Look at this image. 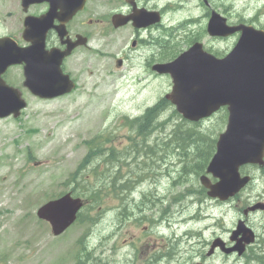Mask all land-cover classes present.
I'll return each mask as SVG.
<instances>
[{
	"label": "rangeland",
	"instance_id": "obj_1",
	"mask_svg": "<svg viewBox=\"0 0 264 264\" xmlns=\"http://www.w3.org/2000/svg\"><path fill=\"white\" fill-rule=\"evenodd\" d=\"M200 2L201 0H182V6L176 13V17H180L181 20H186L185 18L196 20L192 26L188 25V30L192 34L200 32L207 21L204 15L205 9ZM209 2L229 22L243 19L255 27L264 29V0H209ZM174 16L175 14L172 15ZM199 35L204 45L212 47L209 48L210 50L225 52L231 49L237 38V35H233L219 40L209 37L202 30ZM184 36L185 33L181 31L177 39L180 40ZM182 40L177 43L183 48L186 39ZM113 51L115 48H104L101 59L91 60L89 64L83 65V70H86L83 74H78L77 70H74L79 78L78 85L69 94L47 100L28 98L27 106L19 117L0 118V264H75V255L82 246H85L90 252L89 255L94 258L90 257V261L85 264H99L97 260L100 255L102 261H110L113 258L118 261L117 264H124L120 252L105 250L100 254L98 238L110 236V231L114 230L117 224L119 225L115 229L116 233H112L111 236L124 237L135 232L136 225L133 224L132 219L138 211L136 204L149 203L144 199L143 192L154 188L152 180L151 182L144 180L136 187L133 202L131 191H123L125 192L123 195L122 192L114 194L110 189H103L100 193L103 209L84 207L82 211L86 220L75 222L59 236H53L48 224L37 219L35 215L37 206L50 196L68 190L83 193L79 178L86 174L92 179L94 174L92 167L99 160L95 158L90 165L78 168V182L71 181L69 175L74 172L87 151L84 142L96 134L102 133L104 137L105 132H109V141L104 143V146H113L120 150L118 154L127 153V160H132L134 150L131 149L132 142L128 138L134 136V130L131 125L125 126L124 123L127 124L125 116L131 119L140 115L146 106L155 102L170 88V79L167 76L148 75L144 68L136 66L137 60L133 61L134 65L126 62L121 69H115L114 59L111 57ZM90 69L93 70V74ZM161 114L157 122H163L171 117L166 123L164 122L163 127L156 128L147 137L146 146L152 149L148 150V154L139 155L137 160L150 162L148 168L153 173L149 174L154 178H161L160 186L158 187L157 184L155 188L165 190L171 188L172 178L176 179L182 167V161H178L180 156L171 155L169 152L174 144L166 140L172 135L171 131L175 129V124L181 122L182 118L172 113L169 107ZM222 114L224 115L222 111H218L212 117L201 120L198 125L184 121L185 124L181 128L194 125L195 130L191 131V136L194 138L199 131L201 137L196 139L201 140L206 137L207 139H203L204 145L201 146L205 147L208 139L212 136L216 137L224 129L225 119L224 123L220 119ZM186 133L190 134L189 131ZM181 135L185 136V131ZM186 140L187 142L184 143L176 140L181 145L180 150H184L183 156L188 154L186 149L193 143L188 137ZM141 145H143L141 142L137 143V147ZM154 148L157 149L158 154L169 156V158L166 156L165 160L173 161L171 167L164 162L154 167L155 163L159 162L150 159L151 156L154 157ZM27 152H30V157L27 156ZM191 152L189 157L193 156ZM199 155L201 158V154ZM130 163L134 168L135 164L132 161ZM116 167L117 165L109 168L113 170ZM240 170L252 176V184L247 186L248 189L263 187L260 176L262 171L257 166L243 165ZM98 171L99 176L110 177L111 171L101 169ZM166 171L171 176L158 174ZM187 172H194V169ZM186 175L189 179L188 183L193 182L196 185L194 174ZM186 185L180 184L178 187L183 190ZM102 193L105 195L103 196ZM79 195L84 196V194ZM92 201V198H86L85 205H91ZM119 208H123L121 215L118 214ZM97 219L98 221L94 223ZM230 219L231 213L227 223ZM142 223L140 221L138 226L142 227ZM132 240L136 244L144 242L139 234H135ZM102 241L106 248H110V237Z\"/></svg>",
	"mask_w": 264,
	"mask_h": 264
},
{
	"label": "flooded vegetation",
	"instance_id": "obj_2",
	"mask_svg": "<svg viewBox=\"0 0 264 264\" xmlns=\"http://www.w3.org/2000/svg\"><path fill=\"white\" fill-rule=\"evenodd\" d=\"M21 3V0H15ZM61 1L66 16L62 23L63 35L48 27L44 48H71L63 58L62 68L76 80L83 74L81 66L86 50L101 55L102 48H115V63L120 59L119 68L126 62L144 68L148 75L160 77L151 66L157 62L172 59L164 48L178 47L181 26L176 13L182 0H57ZM0 0V4H2ZM209 2V1H208ZM204 15L208 16L212 5L200 2ZM47 0H35L28 5L27 13L41 17L49 10ZM3 5H0V9ZM59 13V12H58ZM172 17V15H174ZM6 15H9L7 13ZM60 15V13H59ZM143 16L158 18L144 26H135ZM117 17V18H116ZM123 24H115L124 18ZM135 19L136 21H133ZM187 19V18H185ZM53 22L56 23L55 19ZM235 23V22H230ZM168 37V38H167ZM194 36L193 41L198 40ZM215 39L223 40L219 37ZM191 41V42H193ZM23 43V41H22ZM205 46V45H204ZM99 48V49H94ZM126 48V49H125ZM205 48H212L207 47ZM92 55V56H95ZM89 59V58H88ZM21 65H14L5 73L8 83L20 88L22 82ZM158 167L161 162H156ZM161 174V172H158ZM264 176V172L261 173ZM261 176V175H260ZM161 178L151 177L154 188L143 192L144 202L137 203L136 215L132 222L137 233L130 236L110 237L111 246L106 248L103 238H99V253L105 250L123 255L124 264H264V178L261 189H244L239 194L224 201L208 197L206 190L193 187L189 189H165L159 192ZM144 180V179H143ZM143 180L141 182H143ZM174 184V180L172 179ZM150 182H147L150 183ZM159 193H158V192ZM140 197V196H139ZM137 198V200L139 199ZM132 197L131 201H135ZM259 204L257 207L253 206ZM231 219L227 223L228 216ZM142 220V227L138 224ZM242 221L251 230L234 232ZM245 229V228H244ZM139 234L143 244H136L132 237ZM251 236V237H250ZM246 239H251L245 242ZM127 243V244H126ZM240 243V251L235 245ZM98 249V248H97ZM99 264H116L102 261Z\"/></svg>",
	"mask_w": 264,
	"mask_h": 264
},
{
	"label": "water",
	"instance_id": "obj_3",
	"mask_svg": "<svg viewBox=\"0 0 264 264\" xmlns=\"http://www.w3.org/2000/svg\"><path fill=\"white\" fill-rule=\"evenodd\" d=\"M206 30L211 36L225 37L236 31L239 36L223 57H216L195 42L172 61L154 64L152 69L170 75L172 86L165 98L183 118L198 121L226 106V126L218 135L206 168L217 180L200 177L208 195L223 200L249 181V175L240 174L241 165L264 163V30L245 23L227 24L215 10L211 11ZM23 57L24 84L33 93L54 97L74 86L60 69L61 55L46 60L40 49L34 48ZM4 96L0 115L11 111L17 115L24 101L9 89ZM81 204L79 198L66 193L47 201L36 213L49 222L54 234H59L73 222Z\"/></svg>",
	"mask_w": 264,
	"mask_h": 264
},
{
	"label": "trees",
	"instance_id": "obj_4",
	"mask_svg": "<svg viewBox=\"0 0 264 264\" xmlns=\"http://www.w3.org/2000/svg\"><path fill=\"white\" fill-rule=\"evenodd\" d=\"M168 50V49H167ZM165 51V54L167 56L171 55H175L177 52H179L181 50V48H170L169 51ZM169 104V102L167 100H165L164 98H160L153 106L148 107L144 110V112L133 118L131 120V123H133L134 125L137 126V131L139 134H143L145 135L147 132H151V130L154 127H158L159 125H163L165 124L169 118L168 117L165 121L163 122H157V118L161 115L162 116V112L163 108H165L167 105ZM185 121V120H184ZM165 122V123H164ZM150 125V127H149ZM183 122H177L175 124L176 127H174L175 129H172V134H173V139H178L180 142L184 143L187 142L186 137H183V135H181L182 133H184V131H189L191 133L192 130H195V127H188L185 129H182ZM148 129V130H146ZM145 133V134H144ZM195 137H201V134L199 133V131L196 132ZM185 138V139H184ZM206 137H203L202 139H205ZM99 138L98 136L93 137L90 140H87L86 144L88 146H90L88 148V153L85 155V157L81 160L79 167L82 168L86 165L87 162L91 161L92 158H96L97 156H99L100 152L102 151L103 146L97 145V143H99ZM214 140H211V143H213ZM181 147V145H180ZM191 147V145L189 146ZM188 147V148H189ZM214 146L209 147L208 151L206 153L203 154L202 158H198L197 161H188L190 164L189 166H186L185 169L189 170L190 167H192L191 169H194V171L198 174L205 166L207 160H208V156L209 154H211V152L213 151ZM198 150V149H197ZM196 150V151H197ZM200 157V155H198ZM189 160H192V157L188 156ZM106 161L104 163L107 164H111L113 162H116V160H118V158L113 157V155H109L107 156V158L105 159ZM195 166V167H194ZM101 166L99 164L94 165L92 167L93 169V178H89L86 174L81 175L82 178H79L80 183H82V187H83V193H76L75 194L79 195V194H84L85 198H92V202L94 204V202H98L101 198L102 195H100L101 191L103 189H113L115 188V178L112 177H108L106 176L105 179H102L101 176L98 175L97 171ZM109 170V167H107L104 171ZM187 173V172H186ZM69 179L71 181L74 182H78L77 180V172H73L69 175ZM122 188L128 189L130 188L129 183H125L121 185ZM86 193H88L87 195H85ZM103 196L105 195V193H102ZM82 219V217H81ZM82 220H85V218L83 217Z\"/></svg>",
	"mask_w": 264,
	"mask_h": 264
},
{
	"label": "bare ground",
	"instance_id": "obj_5",
	"mask_svg": "<svg viewBox=\"0 0 264 264\" xmlns=\"http://www.w3.org/2000/svg\"><path fill=\"white\" fill-rule=\"evenodd\" d=\"M149 127H150V125H149ZM146 130H148V129H146ZM149 131V130H148ZM148 133V132H147ZM188 133V132H187ZM186 132H185V136L183 135V137H188L189 138V140H191L193 143L191 144V147H189L188 149H186L187 151H188V154L186 155V156H188L189 154H190V152L194 149V150H197V149H200L201 148V146L202 145H204V142H203V140L201 139V140H199V139H196V137H192L191 136V133L188 135ZM145 134V133H144ZM150 135V134H149ZM149 137V136H148ZM185 139V138H184ZM196 143V144H195ZM193 145V146H192ZM200 146V147H199ZM152 148H144V150H143V152H144V154H148V150H151ZM183 151L184 150H180V151H178L177 152V155H179L180 157L179 158H181V159H184L186 156H183ZM202 153H204V151L202 150L201 151V154ZM158 154V153H157ZM166 154V153H165ZM5 155V154H4ZM153 155H154V157L153 156H151V160H155L156 159V154L155 153H153ZM165 156H167V155H165ZM168 160V159H167ZM167 160H165V158L164 159H160V160H157V161H159V162H164L165 164H170ZM152 163V162H151ZM149 165V164H148ZM83 262L81 261V264H82Z\"/></svg>",
	"mask_w": 264,
	"mask_h": 264
}]
</instances>
